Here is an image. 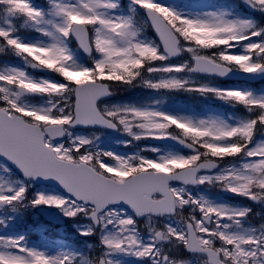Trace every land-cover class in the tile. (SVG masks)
<instances>
[{
	"label": "snow or ice",
	"instance_id": "6c2138e0",
	"mask_svg": "<svg viewBox=\"0 0 264 264\" xmlns=\"http://www.w3.org/2000/svg\"><path fill=\"white\" fill-rule=\"evenodd\" d=\"M255 82L264 0H0V264H264Z\"/></svg>",
	"mask_w": 264,
	"mask_h": 264
}]
</instances>
